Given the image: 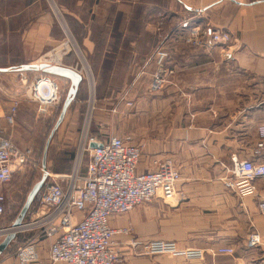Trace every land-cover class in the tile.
I'll return each mask as SVG.
<instances>
[{"label":"crops","instance_id":"1","mask_svg":"<svg viewBox=\"0 0 264 264\" xmlns=\"http://www.w3.org/2000/svg\"><path fill=\"white\" fill-rule=\"evenodd\" d=\"M43 3L0 0V69L49 61H60L81 74L86 67L93 69L98 84L124 87L99 96L109 110L115 108L112 113L99 108L103 138L145 144L139 172L154 171L169 159L181 173L174 200L155 199L111 217L113 229H131L129 235L115 237L118 264H264V216L258 206L264 201V178L256 182L258 195L245 198L220 181L224 173L220 165H229L233 155L264 164V150L254 154L258 128L264 124V0H52L45 7ZM11 7L19 9L10 12ZM14 21L22 23L20 36L12 35ZM67 29L75 31L83 60L53 52ZM195 29L229 32L239 44L236 59L227 55L235 49L232 46L224 49L209 40L200 46L187 44ZM161 53L175 75L161 91L152 92L151 73ZM106 68L107 81L102 82ZM11 73H19L20 84L31 77L35 81L42 73L0 72V135L13 141L6 116L23 87H12L4 77ZM8 185L0 192L9 200L10 194L4 193ZM7 202L0 228L11 226L21 210ZM34 205L25 221L32 217ZM254 230L263 244L248 249L245 241ZM30 241L37 245L41 262H47L51 242L25 233L0 256V264H20L16 248ZM134 241H168L179 248L205 250V255L202 259L144 255ZM222 247H232L234 256L210 252Z\"/></svg>","mask_w":264,"mask_h":264},{"label":"built area","instance_id":"2","mask_svg":"<svg viewBox=\"0 0 264 264\" xmlns=\"http://www.w3.org/2000/svg\"><path fill=\"white\" fill-rule=\"evenodd\" d=\"M69 33L68 29L65 30V42L57 46L54 53L67 55L74 50L80 54L73 39L71 43L68 41L71 37ZM204 40L228 48L232 38L224 31L200 32L195 29L187 43L200 46L205 44ZM49 63L52 64L51 61ZM54 63L61 65L60 61ZM164 63V56L160 54L150 84L152 92L162 90L170 82L169 78L175 75V71ZM32 89L36 94L34 99L43 112L54 109L61 101V89L51 76L41 74ZM18 109L19 101H15L6 116L9 125H14ZM258 134L255 154L264 150V124L259 127ZM90 144L100 146L92 149ZM84 145L88 147H84L82 155L87 152L89 156L84 174L77 164L70 173L48 172L47 182L35 201L32 217L19 228H0V240L16 232L17 235L35 233L51 242L47 262H41L38 247L33 241L18 246L15 255L20 264H118L120 256L115 247V237L129 235L131 229H113L111 217L129 213L135 207L155 199H175L181 174L172 161H165L154 171L139 172L143 144H130L117 137L100 140L91 136L87 137ZM27 161L28 154L23 153L10 138L0 135V187L10 184L14 174ZM230 164L225 168L226 186L240 198L257 196L256 182L264 178V164L241 160L236 155L231 157ZM6 202L7 197L0 192V216L6 212ZM258 206L264 216V201H260ZM262 244V236L256 230L249 233L245 241L248 249L258 248ZM134 245H141L144 255L168 254L186 259H202L205 255V251L180 250L175 243L166 241H134ZM210 252L232 257L235 250L222 247Z\"/></svg>","mask_w":264,"mask_h":264},{"label":"rangeland","instance_id":"3","mask_svg":"<svg viewBox=\"0 0 264 264\" xmlns=\"http://www.w3.org/2000/svg\"><path fill=\"white\" fill-rule=\"evenodd\" d=\"M41 1L44 2L42 4L43 7L47 5V1L52 2V0H41ZM18 9L19 7H16V8L11 7L9 11L15 12ZM21 25L22 23L20 21H17V22L14 21V24H13L14 29L12 31V35L14 34L15 36L17 35L20 36ZM205 31H220V30L208 29ZM69 32H70L69 33L70 36L72 37L74 41L75 47L78 48L79 45L76 40L75 31H73L72 33L71 31ZM224 32H227V31H224ZM231 38L232 40L229 43L228 48L232 46V47H235V49L230 50L231 52H229L227 55L229 57V60L234 61L236 59L235 52L239 49V44H238V41L234 39L232 36ZM65 39H66V34L63 40L59 43V45L64 43ZM205 41L207 40H204V42ZM18 42L19 41H17V44ZM17 44H15L14 47L18 48ZM228 48L224 47V49H228ZM53 52H56V51L53 50ZM69 54L74 55L75 58L77 59L78 58L80 59V54H78L74 50L70 51ZM161 54L164 56V61H166L167 55L165 53H161ZM81 59L83 60L82 55H81ZM158 62L159 60L156 61L155 68L151 73V80L153 77V73L155 72L157 68ZM78 63L81 66L80 61H78ZM164 64L166 65V63ZM82 70L81 72L84 76V80L80 87V92L78 94V97L76 101L74 102V104L72 105L69 112L67 113L63 123L61 124V126L59 127V129L57 130L53 138L51 139L49 147H48V151H47L48 172H52L54 174L69 173L75 168L76 164L80 165V172L83 174L85 173L87 164L89 162V156L87 152H85L84 155L82 154H83L84 147L85 148L88 147L84 145V142L87 140V137L89 138L91 136H95V137H99L100 140H109L108 138H106V136L103 138V135H104L103 132H101V134L99 133V129L102 130L105 128L99 125V122L97 120V117L100 113L99 108L105 107L106 108L105 113L111 112L110 110L115 112V108L109 110L108 104L105 105L104 103H101V101L99 100V96L108 95L109 89L112 91L113 89L119 90V89L124 88V87L115 86V85L110 86L108 84H105V85L98 84L97 80L94 78L93 69H89L88 67H86L83 71ZM107 72H108L107 68L101 71L102 82L107 81L105 78V75H107ZM141 74H145V73L142 72ZM18 75L19 73H11L4 77L10 80V83H12V87H13V84H17V85L19 84V86L23 87V88L21 87L18 88L19 94L11 102V103H14L15 101H19V109H18V113H17V117H16L14 125L13 126L10 125V126L14 130V135L12 138L14 143L20 148V150L23 153L28 154V161H27V164L22 169L18 170L14 174V178L12 182L6 187V190L4 191V193H6V195L10 194V196H8L9 200L7 199L8 200L7 204L9 205V207L12 204H14L17 206V209L20 210L23 204L25 203L27 195L32 189V187L34 186V184L40 181V179L42 178V175H43L42 160H43L46 144L51 134V131L59 118L62 105L64 103V100L67 96V93L70 87V82L67 80L61 81V80H56L53 78L61 89V101L54 109L50 108V109H47L45 112H43L41 111V107L39 103L36 102L34 99L36 94L33 92V89H32L33 85L36 84L37 80L33 81L31 80L33 77H31V79L28 78L26 82L24 83L22 82V84H20ZM32 76H34V73H32ZM7 84L8 83H6V85ZM150 84H149V88L151 90ZM6 87L8 88V86ZM0 94L2 95L1 92ZM117 138H121V137H117ZM143 145H144V152H145V144ZM255 150L256 149L254 148V154L256 153ZM230 165L231 164L220 165L224 169V173L220 177V181L224 185V187L227 189L229 188L225 184L226 182L225 178L227 177L225 168L229 167ZM165 202H170V201H165ZM178 249L187 250V249H192V248H179L178 247ZM116 250L118 251L117 248ZM202 251H205V250H202ZM164 255H168V254H164ZM119 256H120V253H119ZM176 257H179V256H176Z\"/></svg>","mask_w":264,"mask_h":264},{"label":"water","instance_id":"4","mask_svg":"<svg viewBox=\"0 0 264 264\" xmlns=\"http://www.w3.org/2000/svg\"><path fill=\"white\" fill-rule=\"evenodd\" d=\"M11 71H18V72H39L44 75L53 76V77H59L62 79H65L70 82V87L67 93V96L64 100V103L61 108V112L59 115V118L57 122L55 123L51 134L48 138L46 148L44 151V156L42 160V170L43 175L40 181L34 184L32 189L27 195V198L25 200L24 205L22 206L17 218L11 225V227L14 229L21 227L26 217L36 201L39 193L45 186L47 179H48V167H47V151L50 144L51 139L63 123L69 109L71 108L72 104L75 102L81 83L83 82L84 76L77 70H74L72 68L63 66V65H53L46 62L43 63H29L21 65L18 68H11V69H0V72H11ZM99 144H90V148H97L99 147ZM17 233L11 232L5 236V238L0 242V256L6 252V250L10 247L12 242L16 239Z\"/></svg>","mask_w":264,"mask_h":264},{"label":"bare ground","instance_id":"5","mask_svg":"<svg viewBox=\"0 0 264 264\" xmlns=\"http://www.w3.org/2000/svg\"><path fill=\"white\" fill-rule=\"evenodd\" d=\"M58 14V13H57ZM40 91V89H38ZM42 93V92H41Z\"/></svg>","mask_w":264,"mask_h":264}]
</instances>
